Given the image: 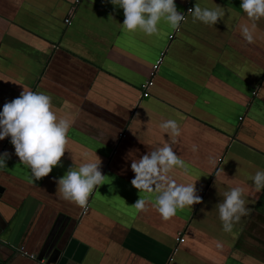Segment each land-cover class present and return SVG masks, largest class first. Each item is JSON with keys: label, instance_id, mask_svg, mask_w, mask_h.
<instances>
[{"label": "crops", "instance_id": "0c3cea01", "mask_svg": "<svg viewBox=\"0 0 264 264\" xmlns=\"http://www.w3.org/2000/svg\"><path fill=\"white\" fill-rule=\"evenodd\" d=\"M241 2L175 0L179 12L219 5L225 16L208 26L189 13L179 30L161 21L148 36L124 28L109 0H0V111L25 89L51 96L57 117L73 121L62 166L39 180L11 138L0 140L11 156L0 168V264H264V191L248 179L264 171V18L248 43L240 26L253 21ZM169 119L180 137L160 127ZM172 139L184 168L170 175L195 182L202 201L165 220L158 193L131 184V162ZM96 155L104 184L84 207L62 199L57 180ZM236 186L249 212L225 232L218 204Z\"/></svg>", "mask_w": 264, "mask_h": 264}, {"label": "clouds", "instance_id": "9594fccd", "mask_svg": "<svg viewBox=\"0 0 264 264\" xmlns=\"http://www.w3.org/2000/svg\"><path fill=\"white\" fill-rule=\"evenodd\" d=\"M116 7L122 8L125 19L123 26L129 32L141 31L148 36L159 32L158 25L166 22L172 28H178L185 16L179 12L175 0H109ZM240 8L253 21L251 28L241 25L240 31L248 43L254 42L255 21L264 18V0H242ZM193 22H201L214 26L225 16L219 5L215 8L201 7L196 4L189 9ZM73 121L65 117H57L53 111L52 97L43 93L23 90L18 97L6 102L0 111V140L11 138L15 154L22 164L30 168L34 178L39 180L47 176L54 166H62L61 158L67 149V132ZM160 127L171 138L181 135L176 120L169 119ZM165 143L155 150L147 152L139 159H132L131 170L135 177L131 184L141 191L157 192L155 206L161 217L168 220L176 215L177 209L201 203L202 197L197 195L195 182L178 183L170 173L175 168H184V161L173 151V144ZM193 145V151H196ZM97 156V155H96ZM11 156L8 152L0 154V168L6 167V160ZM101 159L83 163L78 170L69 168L64 176L57 180L56 192L62 199L84 207L90 194L97 186L104 184L105 175L101 171ZM248 179L254 182L256 193L264 191V171L258 170ZM223 202L218 204L219 219L223 231L231 232L242 216L249 212L247 199L242 187H231L223 192ZM135 207L145 209L146 201L139 198ZM203 211V209H202ZM221 245L217 243V247Z\"/></svg>", "mask_w": 264, "mask_h": 264}, {"label": "built area", "instance_id": "2783aa9c", "mask_svg": "<svg viewBox=\"0 0 264 264\" xmlns=\"http://www.w3.org/2000/svg\"><path fill=\"white\" fill-rule=\"evenodd\" d=\"M80 0H77V2H79ZM193 7H187L182 13L184 14L185 16V19L184 21L186 20L187 18V15L189 13H191V11H189V9H192ZM74 9V8H73ZM66 23L67 24H71L72 23V13L66 18ZM182 21V22H184ZM181 22V23H182ZM180 23V25H181ZM180 29V26L177 28V30ZM174 35H172L171 37H173ZM162 61H163V57H160L156 62L155 64L153 65V68H152V72H151V77L149 79L146 80V82L143 83L142 87H141V96L142 97H148L150 95V89L151 87L154 85V76L157 72H159L160 70V67H161V64H162ZM124 135V133L122 134V136ZM185 238L184 237H179L178 238V241L179 242H184ZM30 257H34V255H31Z\"/></svg>", "mask_w": 264, "mask_h": 264}, {"label": "water", "instance_id": "95a60500", "mask_svg": "<svg viewBox=\"0 0 264 264\" xmlns=\"http://www.w3.org/2000/svg\"><path fill=\"white\" fill-rule=\"evenodd\" d=\"M184 11V10H183Z\"/></svg>", "mask_w": 264, "mask_h": 264}]
</instances>
